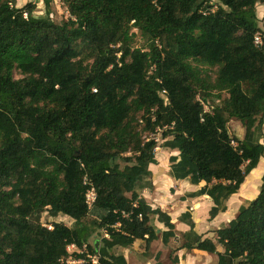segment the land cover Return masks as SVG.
<instances>
[{
	"label": "trees",
	"instance_id": "1",
	"mask_svg": "<svg viewBox=\"0 0 264 264\" xmlns=\"http://www.w3.org/2000/svg\"><path fill=\"white\" fill-rule=\"evenodd\" d=\"M42 1L45 15L36 16L34 3L0 0V264H93L88 256L127 264L122 251L136 242L148 257L152 242L176 236L172 253L264 264V172L259 194L214 241L194 231L189 213L179 217L189 230L177 233L139 195L151 187L157 144L148 136L158 131L176 153L169 176L203 184L191 195L210 198V219L261 162L264 0H212L217 9L206 15L211 0H159L158 9L149 0H59L69 14L60 24L48 16L52 0ZM84 177L96 192L90 210ZM44 213L71 225L48 229Z\"/></svg>",
	"mask_w": 264,
	"mask_h": 264
},
{
	"label": "crops",
	"instance_id": "2",
	"mask_svg": "<svg viewBox=\"0 0 264 264\" xmlns=\"http://www.w3.org/2000/svg\"><path fill=\"white\" fill-rule=\"evenodd\" d=\"M257 11L259 14L261 13L260 15L257 13L260 20L261 16H263L262 6ZM258 25L260 26V22ZM259 164L262 163L260 162ZM259 167L262 174L264 167ZM156 169L155 165L149 166L151 187L140 191L139 195L145 199L152 209L159 208L166 213L170 217L177 233H185L189 230L186 224L179 221V217L182 214L189 213L194 224V231L199 236H202L203 239L208 238L214 241L216 237L214 232L233 220L242 204L246 201H251L249 198L244 199L243 196H238L237 192L225 202L226 211L210 219L209 211L213 205L210 198L205 195L194 197L191 195L203 187V184L194 186L187 181H175L169 176V166L166 169ZM155 226L163 230L162 225L157 222H155ZM159 242L162 244L160 239L151 243L150 256L148 257L144 255V248L143 250L139 249V243L142 242H136L130 249L123 250L122 253L127 264H155L156 255H158V261L162 264H170L169 256L172 258L177 257V264H217L216 254H208L198 250L187 251L185 249L172 253L177 248L178 236L173 238L166 246L162 244L163 248L174 245L167 259H164L165 250L160 248L161 245L158 247ZM217 251L221 252L222 249L218 247Z\"/></svg>",
	"mask_w": 264,
	"mask_h": 264
},
{
	"label": "rangeland",
	"instance_id": "3",
	"mask_svg": "<svg viewBox=\"0 0 264 264\" xmlns=\"http://www.w3.org/2000/svg\"><path fill=\"white\" fill-rule=\"evenodd\" d=\"M27 3H34L35 4L34 14L36 16H44L45 15V5H44L42 0H15L16 7H18V8L23 7ZM261 6H262L263 16H261V19L259 20L260 26H261V27L259 26V28L264 31V6L263 5H261ZM261 6L258 5L257 10ZM257 13H258V11H257ZM48 16L56 24H60L62 22H65L69 18V14L66 10V7L59 0H52L50 2L49 9H48ZM134 32H136V31L134 30ZM142 43H143V41L137 35L135 38L134 45L136 47H139L142 45ZM14 77H15V79L20 78V76L17 73L14 74ZM205 107L207 110H209L208 106L205 105ZM228 128H229L230 132L233 133V135L237 136L240 139L243 137V129H242L240 123L237 122L236 120H230L228 123ZM160 132L161 131H158L155 135H150L148 137L155 139L156 144H157V147L155 148V156L157 158V162L155 164V167L157 169H161V168L166 169L167 166H169V162H168L169 157L171 155L176 154V153L170 152L169 150L164 149L162 147L163 140L161 139ZM263 136H264V128H263ZM262 143L264 144V138L262 140ZM261 163L262 164H260V165H262L264 167V155H263V158L261 159ZM120 164H121V166L123 165L122 162H120ZM259 166L256 167L259 169V172L257 175H248L247 178H245V180H244L245 183L243 184V186L241 185L242 187H240V189L238 190V194H239L238 196H243L244 199L249 198V200H252L259 194V189H260V185H261V176L263 174V173L262 174L260 173V167ZM55 221L56 222H63L68 226L71 225V221L67 218H64V217L51 218V217H48L46 215V213L42 214V216H41V223L46 227L50 226V224L52 222H55ZM90 242H92V239H90ZM139 244H140L139 249L143 250V248H144L143 244L142 243H139ZM160 245H161L160 248L162 250H165L164 259H167V256L170 253V251L174 248V245L172 244V246H169L168 248H165V247L163 248L162 244H160V242H159L158 247ZM155 247H156V245H155ZM74 250L75 249L70 248L69 252L73 253V252H75Z\"/></svg>",
	"mask_w": 264,
	"mask_h": 264
},
{
	"label": "built area",
	"instance_id": "4",
	"mask_svg": "<svg viewBox=\"0 0 264 264\" xmlns=\"http://www.w3.org/2000/svg\"><path fill=\"white\" fill-rule=\"evenodd\" d=\"M149 1L157 9L159 8V0H149ZM216 9H217L216 3L211 0V1L208 2V4L206 6H203V8L200 10V12H201V14L206 15L208 13H213ZM261 41H262V36H261L260 33H257L254 36V41H253L254 45L255 46L260 45L261 44ZM156 44H157V46H159V44L157 42H156ZM162 93L164 94V92H162ZM197 100L199 101V98L198 97H197ZM201 105L204 108V112H208V110L206 109L205 105L203 103H201ZM82 183H83V186L86 187L85 204H86L87 208L90 210L93 207L94 203H95V200H96V192H95L92 184L90 183V181L86 177L83 178ZM47 228L48 229H51L50 226H48ZM70 248L75 249L74 251H78V249H76L73 245H71V246H69L67 248V251L68 252H69V249ZM83 251H85V246H83L82 251H80V252H83ZM88 258L91 260V262L93 264H96L97 263V258L95 256H88ZM66 262L69 263V264H74V263L81 262V260H78L77 261V260H74V259H72V258L69 257Z\"/></svg>",
	"mask_w": 264,
	"mask_h": 264
},
{
	"label": "bare ground",
	"instance_id": "5",
	"mask_svg": "<svg viewBox=\"0 0 264 264\" xmlns=\"http://www.w3.org/2000/svg\"><path fill=\"white\" fill-rule=\"evenodd\" d=\"M259 165H260V164H259ZM259 165H258V166H259ZM260 166H262V165H260ZM258 172H259V169L256 168L255 170H252L251 173H250L249 175H257ZM246 178H247V177H246ZM244 183H245V181H244ZM244 183H243V184H244ZM243 184H242V186H243ZM242 186H241V187H242ZM241 194H242V193H241Z\"/></svg>",
	"mask_w": 264,
	"mask_h": 264
}]
</instances>
